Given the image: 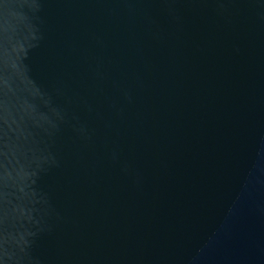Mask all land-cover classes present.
I'll list each match as a JSON object with an SVG mask.
<instances>
[{
  "label": "water",
  "instance_id": "obj_1",
  "mask_svg": "<svg viewBox=\"0 0 264 264\" xmlns=\"http://www.w3.org/2000/svg\"><path fill=\"white\" fill-rule=\"evenodd\" d=\"M0 264H264V0H0Z\"/></svg>",
  "mask_w": 264,
  "mask_h": 264
}]
</instances>
